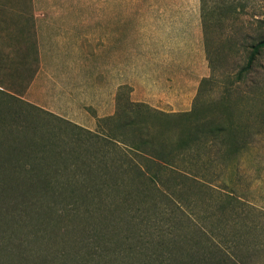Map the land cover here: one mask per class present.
<instances>
[{
    "label": "rangeland",
    "instance_id": "rangeland-1",
    "mask_svg": "<svg viewBox=\"0 0 264 264\" xmlns=\"http://www.w3.org/2000/svg\"><path fill=\"white\" fill-rule=\"evenodd\" d=\"M232 1L236 14L225 24L217 26L211 34L209 60L207 57L209 76L200 81L190 110L195 108L198 117L204 119H223L230 114L234 133L243 140L242 143H247L246 147L239 153L223 155L224 150L215 154L217 147H220L218 144L205 143L195 151L199 157L192 152L195 150L193 148L189 150L192 154L187 155L183 164L170 161L169 165L154 160L156 166H170V189L159 187L161 191L137 197V200L141 198V202H146L147 206L156 202L157 209L153 217L159 226L153 229L152 238L149 237L151 231L146 229L139 230L136 235L142 236L144 244L150 246L154 245L151 241L161 243L157 241L161 240L163 232L170 238L184 232L189 237L193 236L184 251L198 253L202 262L264 264V50L253 61L249 71H242L246 62L245 48L248 44L257 43L262 36L264 0ZM162 3L161 0H127L128 18L145 19L143 28L149 33L152 10ZM170 8L176 13L188 10L190 16L194 17L196 11L199 14V0H171ZM29 21V0H0V151L3 152L6 145L11 146L13 143V149L23 147L26 153L29 151L26 155L30 159L37 158L24 161L25 164L52 165L57 168L71 163L69 159L60 161L51 158L59 156L61 152L65 155L73 152L79 157L80 154H84L82 157L113 155L118 157L115 164L146 165L148 161L144 160L145 157L134 155L122 144L108 143L104 134L83 131L24 104L20 96L32 73V67L26 64L33 63L35 59L32 33L27 34ZM132 27L128 26V29ZM145 40L149 42V34ZM2 115L4 121L1 120ZM168 120L165 116H151L147 125L150 131L163 132L164 139L173 144L177 132ZM192 120L193 117L188 119L184 128H191ZM17 137L21 142L24 141L22 147L14 146L19 143ZM86 150L94 154L80 152ZM75 163L81 165L84 162L73 160L72 165ZM182 166L191 169L201 167L204 170L203 176L195 178L197 180L191 176L186 181L174 179L176 172L171 173V168ZM181 182L184 195L178 196L175 185ZM174 218L179 221L176 226ZM21 230L18 232L22 234L29 231L26 228ZM82 230L70 219L66 223L57 221L51 224L48 233L53 241L50 243L53 245L52 252L63 256L74 255L75 243L79 247L75 249L80 251L82 260L87 262V254L91 253L93 246L78 241L85 238L84 232L90 234L93 229ZM125 233L128 231L122 232ZM2 239L0 230V264H22L24 258H12L9 252L10 249L18 250L21 247L12 242H2ZM92 242V235L86 237V243ZM24 245L29 246L30 243ZM37 245L31 244L34 248ZM151 247L154 249L152 253L141 247L136 252L147 255L146 258H152L154 262L170 260V250L157 249L161 246ZM191 260L194 259H188Z\"/></svg>",
    "mask_w": 264,
    "mask_h": 264
},
{
    "label": "trees",
    "instance_id": "trees-1",
    "mask_svg": "<svg viewBox=\"0 0 264 264\" xmlns=\"http://www.w3.org/2000/svg\"><path fill=\"white\" fill-rule=\"evenodd\" d=\"M232 2L199 0V15L208 60L212 32L236 14ZM261 29L262 36L259 41L248 44L245 48L247 50L243 72L250 70L253 61L264 50V20ZM197 112L194 108L184 113L165 115L145 104H133L127 100L126 105H120L114 117L100 121L97 133L104 134L108 143L122 144L134 155L145 157L144 160L148 161L146 165L115 164L118 157L100 156L89 150L80 152L94 155L82 157L84 154H80L79 157L73 152L66 155L61 152L59 156L51 157L60 161L69 159L71 163L64 167L28 165L24 163L30 159L26 155L29 151L26 153L21 145L24 141L21 142L17 137L20 145L14 142V146L22 147L19 149H13V143L11 146L6 145L7 148L3 152L0 151V230L4 238L2 242H12L13 245L21 247L18 250L10 249V256L16 259L24 258L22 264H208L209 262H202L198 253L184 251L185 246L193 240V236L189 237L187 233L182 232L170 238L163 232L161 240L157 241L161 243L151 241L154 245L150 246L144 244L142 236L136 235L139 230L146 229L151 231L149 237L152 238L153 229L159 226L153 217L156 214V202L147 206L146 202H141V198L137 200V197L160 190L159 187L170 189V166H156L154 160H161L169 165L170 161L183 164L191 153L189 150L195 148L192 152L199 157L195 151L205 143L216 146L218 144L220 147H217L215 154L224 150L223 155L239 153L246 147L247 143H242L243 140L234 133L230 114L223 119H204L199 118ZM151 116L169 118V123L177 132L173 144L164 139L163 132L150 131L147 122ZM3 117L4 115L1 116L2 121ZM191 117L192 127L184 128V123ZM73 160H81L84 163L72 165ZM176 169L178 171H175ZM171 170V173L176 172L174 179L180 178L181 181L189 180V176L200 179L204 171L201 167L191 169L185 166ZM175 193L178 196L184 195L183 182L175 185ZM113 198L117 199L112 200ZM68 219L81 227L83 232L84 229H93V233L84 232L85 238L78 241L80 244L93 246L91 253L87 254L89 260H85L89 263L82 260L80 251L75 249L79 248L75 243L74 255L63 256L52 252L53 245L50 243L53 241L49 237L48 229L51 224L57 221L66 223ZM173 222L175 226L179 224L176 218ZM22 228L29 230L27 234L18 232H22ZM127 231L128 233L122 234ZM167 233L170 235V232ZM90 235L93 236L94 242L86 243V237ZM26 242L30 245H24ZM36 243L39 244L37 248L31 246ZM151 246H161L157 249L162 251L170 250V260L154 262V259L146 258L147 255L138 253L137 248L140 247L152 253L154 249ZM143 258L145 260L141 261ZM187 258L194 260L188 261Z\"/></svg>",
    "mask_w": 264,
    "mask_h": 264
},
{
    "label": "crops",
    "instance_id": "crops-1",
    "mask_svg": "<svg viewBox=\"0 0 264 264\" xmlns=\"http://www.w3.org/2000/svg\"><path fill=\"white\" fill-rule=\"evenodd\" d=\"M161 1L148 33L145 19L128 18L127 0H29L35 59L22 101L93 133L127 100L190 111L209 76L201 20Z\"/></svg>",
    "mask_w": 264,
    "mask_h": 264
}]
</instances>
